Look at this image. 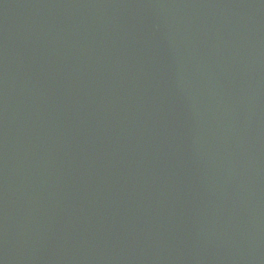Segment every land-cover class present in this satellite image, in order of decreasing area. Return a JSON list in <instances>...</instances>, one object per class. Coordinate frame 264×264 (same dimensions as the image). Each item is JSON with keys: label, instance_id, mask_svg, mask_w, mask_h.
I'll return each mask as SVG.
<instances>
[{"label": "water", "instance_id": "water-1", "mask_svg": "<svg viewBox=\"0 0 264 264\" xmlns=\"http://www.w3.org/2000/svg\"><path fill=\"white\" fill-rule=\"evenodd\" d=\"M0 264H264V0H0Z\"/></svg>", "mask_w": 264, "mask_h": 264}]
</instances>
